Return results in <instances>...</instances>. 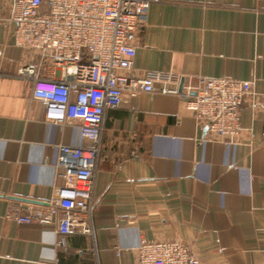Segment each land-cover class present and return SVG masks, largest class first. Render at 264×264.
<instances>
[{"label":"crops","instance_id":"0c3cea01","mask_svg":"<svg viewBox=\"0 0 264 264\" xmlns=\"http://www.w3.org/2000/svg\"><path fill=\"white\" fill-rule=\"evenodd\" d=\"M9 1L0 0V17ZM13 30L0 22V264H136L141 238L179 240L200 264H264V0L150 5L130 73L170 77L105 110L90 234L8 215L54 196L59 144L92 145L78 125L44 120L33 78L17 71L30 54ZM201 76L253 81L230 143L209 139L185 106Z\"/></svg>","mask_w":264,"mask_h":264},{"label":"built area","instance_id":"2783aa9c","mask_svg":"<svg viewBox=\"0 0 264 264\" xmlns=\"http://www.w3.org/2000/svg\"><path fill=\"white\" fill-rule=\"evenodd\" d=\"M162 0H10L0 22L14 24V44L30 54L17 71L33 78L32 96L44 120L78 125L90 146L58 145L55 194L41 204H25L8 215L17 223L53 226L60 235L90 234L87 213L100 132L107 108H118L139 92H152L170 76L130 73L134 39L150 5ZM161 92H170L166 85ZM254 94L253 81L199 77L182 94L185 106L206 128L209 139L232 142L241 130L240 107ZM136 264H200L179 240L141 238Z\"/></svg>","mask_w":264,"mask_h":264}]
</instances>
